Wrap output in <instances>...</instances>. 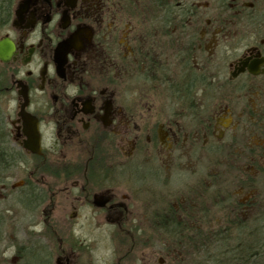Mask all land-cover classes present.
I'll return each instance as SVG.
<instances>
[{
	"label": "flooded vegetation",
	"instance_id": "af4514ba",
	"mask_svg": "<svg viewBox=\"0 0 264 264\" xmlns=\"http://www.w3.org/2000/svg\"><path fill=\"white\" fill-rule=\"evenodd\" d=\"M0 191L43 241L1 264H96L83 225L136 264H264V0H17Z\"/></svg>",
	"mask_w": 264,
	"mask_h": 264
},
{
	"label": "rangeland",
	"instance_id": "374dc122",
	"mask_svg": "<svg viewBox=\"0 0 264 264\" xmlns=\"http://www.w3.org/2000/svg\"><path fill=\"white\" fill-rule=\"evenodd\" d=\"M19 178L20 176H17V179ZM0 193L3 192L0 191ZM19 195L16 193L13 197L16 202L0 197V264L10 262L13 257L18 258V248L31 245L33 240L43 244L40 236L42 225L19 204ZM81 223L78 222V225H82ZM81 227L87 234L83 238L88 239L95 247L96 251L93 250L90 256L96 264H116L126 261L125 264H136L138 262L139 253L136 252L133 255L130 249L125 248L126 246H118L116 252V246L109 241V238L98 231L88 232L89 228L84 225Z\"/></svg>",
	"mask_w": 264,
	"mask_h": 264
},
{
	"label": "trees",
	"instance_id": "16d2710c",
	"mask_svg": "<svg viewBox=\"0 0 264 264\" xmlns=\"http://www.w3.org/2000/svg\"><path fill=\"white\" fill-rule=\"evenodd\" d=\"M17 0H0V29H2L8 22L10 17L12 16V11L14 9V6L16 4ZM18 252V259L22 261H28L29 253L25 251L24 248L20 247L17 250ZM40 252L35 247L31 249V262L32 264H38L40 261L39 257H37V254Z\"/></svg>",
	"mask_w": 264,
	"mask_h": 264
},
{
	"label": "water",
	"instance_id": "95a60500",
	"mask_svg": "<svg viewBox=\"0 0 264 264\" xmlns=\"http://www.w3.org/2000/svg\"><path fill=\"white\" fill-rule=\"evenodd\" d=\"M5 46H7V52L11 49V47H10V45H5Z\"/></svg>",
	"mask_w": 264,
	"mask_h": 264
}]
</instances>
